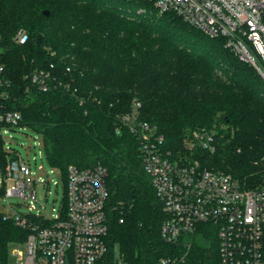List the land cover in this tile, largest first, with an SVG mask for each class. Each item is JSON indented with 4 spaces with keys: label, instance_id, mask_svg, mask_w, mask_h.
I'll use <instances>...</instances> for the list:
<instances>
[{
    "label": "trees",
    "instance_id": "1",
    "mask_svg": "<svg viewBox=\"0 0 264 264\" xmlns=\"http://www.w3.org/2000/svg\"><path fill=\"white\" fill-rule=\"evenodd\" d=\"M155 2L0 0L6 106L42 137L47 162L63 176L65 206L70 166L106 169L107 241L124 264L186 252L162 239L163 205L138 136L120 120L136 104L167 151H183L195 130L213 131L216 150L198 153L202 163L264 190V79L227 38L211 39L174 12L160 14ZM21 30L24 44L15 40ZM39 71L51 74L47 91L31 81ZM28 236L0 212V264ZM185 264H219L213 232L195 235Z\"/></svg>",
    "mask_w": 264,
    "mask_h": 264
},
{
    "label": "built area",
    "instance_id": "2",
    "mask_svg": "<svg viewBox=\"0 0 264 264\" xmlns=\"http://www.w3.org/2000/svg\"><path fill=\"white\" fill-rule=\"evenodd\" d=\"M155 1L160 14L174 12L211 39L227 38V46L264 79V0ZM15 40L24 44L26 32L19 31ZM4 72L0 59V153L5 160L4 164L0 157L4 172L1 195L33 203L35 184L47 181L34 178L29 159L3 147L9 131L22 127L21 113L6 106L9 83ZM31 81L43 91L51 88L50 72H35ZM54 83L64 86L61 81ZM139 106L120 120L138 136L145 171L163 205L162 239L186 250L185 254L161 257L157 264H185L195 235L208 231L216 236L219 264H264V190L245 188L231 174L202 163L198 153L216 150L213 131L195 130L186 138L183 151H167L156 126L139 119ZM52 171L60 173L55 168ZM106 175L102 166L83 170L70 166L66 206L50 219L33 214L35 206L29 204L30 214L4 212L29 230L27 252L14 248L12 256L21 264H124L107 241Z\"/></svg>",
    "mask_w": 264,
    "mask_h": 264
},
{
    "label": "rangeland",
    "instance_id": "3",
    "mask_svg": "<svg viewBox=\"0 0 264 264\" xmlns=\"http://www.w3.org/2000/svg\"><path fill=\"white\" fill-rule=\"evenodd\" d=\"M4 149H13L20 154L22 159L30 161L32 171L35 173L34 178H45L46 183H36V201L31 203V199L25 200L18 196L4 197L1 195L3 187V166L0 163V212L21 214H39L41 213L46 219L56 215L63 206L65 198V185L63 176L59 172H53L51 166L47 162L46 154L43 149L42 137L31 129L25 127H17L9 131L5 136ZM173 153H178L174 152ZM181 152V151H179ZM49 175V178L46 176ZM34 205L35 209L30 212L29 205ZM21 250L24 253L26 243L14 244L10 248V256L8 264H21L12 256L13 249Z\"/></svg>",
    "mask_w": 264,
    "mask_h": 264
},
{
    "label": "water",
    "instance_id": "4",
    "mask_svg": "<svg viewBox=\"0 0 264 264\" xmlns=\"http://www.w3.org/2000/svg\"><path fill=\"white\" fill-rule=\"evenodd\" d=\"M44 14H45L46 16H48V15H49V11H44Z\"/></svg>",
    "mask_w": 264,
    "mask_h": 264
}]
</instances>
